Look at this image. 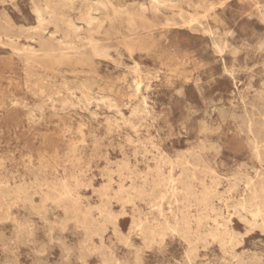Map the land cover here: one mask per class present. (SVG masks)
Wrapping results in <instances>:
<instances>
[{
  "label": "rangeland",
  "instance_id": "1",
  "mask_svg": "<svg viewBox=\"0 0 264 264\" xmlns=\"http://www.w3.org/2000/svg\"><path fill=\"white\" fill-rule=\"evenodd\" d=\"M263 19L0 0V264H264Z\"/></svg>",
  "mask_w": 264,
  "mask_h": 264
},
{
  "label": "bare ground",
  "instance_id": "2",
  "mask_svg": "<svg viewBox=\"0 0 264 264\" xmlns=\"http://www.w3.org/2000/svg\"><path fill=\"white\" fill-rule=\"evenodd\" d=\"M46 6V5H45ZM102 6L104 7V5L102 4ZM35 7V6H34ZM54 9V8H53ZM53 11V10H52ZM46 12V11H45ZM45 15V14H44ZM11 18V17H10ZM42 19V18H41ZM264 20V19H263ZM95 22V19H91L90 21H89V25H91V24H93ZM43 26H44V24H43ZM43 28V27H42ZM109 40H110V38H109ZM127 40V39H126ZM92 48H93V51H94V53H97L98 52V49H97V45L94 43V44H92ZM130 53V52H129ZM133 59V58H132ZM245 109V108H244ZM246 111V110H245ZM249 111V110H248ZM247 113V112H246ZM232 116V115H231ZM247 116H248V114H247ZM250 123V122H249ZM249 127V126H248ZM240 133H242V132H240ZM251 135H252V133H251ZM61 136V135H60ZM254 138V137H253ZM256 145V144H255ZM254 145V146H255ZM255 149H256V146H255ZM166 164V163H165ZM172 167V166H171ZM261 197H263L264 198V191H261ZM239 207L242 209V210H245L246 208H247V205L246 204H244V203H240L239 204ZM29 212V211H28ZM260 215V209L259 208H257L256 209V211L255 212H253L252 213V216L253 217H257V216H259ZM27 217H28V215H27ZM39 219V218H38ZM27 220V219H26ZM45 223V222H44ZM44 223H42V224H44ZM232 223V222H231ZM119 224V223H118ZM43 226H45V225H43ZM119 226V225H118ZM42 227V226H41ZM43 229V228H42ZM41 232H43V231H41ZM44 233V232H43ZM56 234V233H55ZM240 234V233H239ZM45 235V234H44ZM58 235V234H57ZM57 235H56V237H57ZM45 237H46V235H45ZM59 238V237H58ZM65 241H66V239H65ZM134 243H136V242H134ZM168 243V242H167ZM141 244V243H140ZM139 244V245H140ZM181 244V243H180ZM67 245H69V244H67ZM138 245V244H137ZM136 246V245H135ZM141 246V245H140ZM139 246V247H140ZM122 247H124L123 245H122ZM170 249V248H169ZM168 249V251H170ZM118 250V249H117ZM68 251V250H67ZM167 251V252H168ZM173 251V250H172ZM173 253V252H172ZM50 254V253H49ZM116 254V253H115ZM144 254H146V253H144ZM174 254V253H173ZM181 255H182V253H180ZM150 255V254H149ZM161 255V254H160ZM166 255V254H165ZM5 256V255H4ZM156 256V255H155ZM34 258H35V256H33ZM157 257H158V255H157ZM156 257V258H157ZM9 258V257H8ZM170 258V257H169ZM182 258H184V257H182ZM150 259V258H149ZM159 259H161V258H159ZM5 260H6V258H5ZM43 260V259H42ZM146 260V259H145ZM152 260V259H151ZM155 260V259H154ZM8 261V260H7ZM143 261V260H142ZM153 261V260H152ZM43 262V261H42ZM63 262V261H62ZM154 262V261H153ZM176 262H178V261H176ZM9 263V262H8ZM154 264V263H153Z\"/></svg>",
  "mask_w": 264,
  "mask_h": 264
}]
</instances>
